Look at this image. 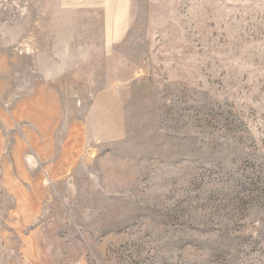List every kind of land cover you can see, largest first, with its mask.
I'll return each mask as SVG.
<instances>
[{
    "label": "rangeland",
    "instance_id": "374dc122",
    "mask_svg": "<svg viewBox=\"0 0 264 264\" xmlns=\"http://www.w3.org/2000/svg\"><path fill=\"white\" fill-rule=\"evenodd\" d=\"M0 264H264V0H0Z\"/></svg>",
    "mask_w": 264,
    "mask_h": 264
}]
</instances>
